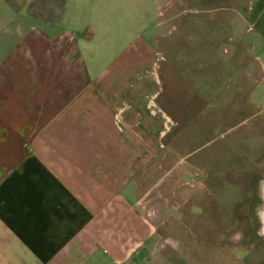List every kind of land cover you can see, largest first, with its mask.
<instances>
[{
    "label": "crops",
    "instance_id": "0c3cea01",
    "mask_svg": "<svg viewBox=\"0 0 264 264\" xmlns=\"http://www.w3.org/2000/svg\"><path fill=\"white\" fill-rule=\"evenodd\" d=\"M105 28L86 0H0V264L187 262L146 210L189 191L165 143L188 120L160 101L170 60L146 31L101 67Z\"/></svg>",
    "mask_w": 264,
    "mask_h": 264
},
{
    "label": "rangeland",
    "instance_id": "374dc122",
    "mask_svg": "<svg viewBox=\"0 0 264 264\" xmlns=\"http://www.w3.org/2000/svg\"><path fill=\"white\" fill-rule=\"evenodd\" d=\"M86 1L104 8L109 40L87 55L102 67L131 37L160 34L170 60L160 101L188 116L165 143H178L188 174L176 182L189 191L165 195L169 204L156 194L146 209L157 247L185 249L186 264H264V0ZM193 102L203 105L197 115Z\"/></svg>",
    "mask_w": 264,
    "mask_h": 264
}]
</instances>
